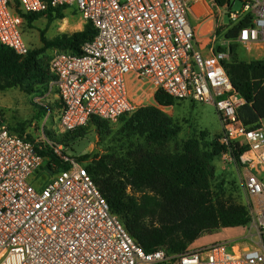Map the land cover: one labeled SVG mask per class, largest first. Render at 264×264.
Segmentation results:
<instances>
[{
    "label": "built area",
    "instance_id": "1",
    "mask_svg": "<svg viewBox=\"0 0 264 264\" xmlns=\"http://www.w3.org/2000/svg\"><path fill=\"white\" fill-rule=\"evenodd\" d=\"M200 0H0V45L25 57L31 47L23 38L22 14L76 7L96 31L81 54L55 50L50 65L61 107L54 136L87 128L93 119L114 124L163 91L176 101L214 105L223 132L221 157L237 162L239 148L252 244L215 243L170 254L147 252L114 214L90 175L87 164L67 156L51 139L28 140L0 123V264H264V125L249 128L239 117L246 104L225 68L231 41L218 42L222 10L218 8L209 55L198 48L190 14ZM240 1L230 12L231 26L251 17L235 42L248 53L264 49V0ZM67 18H64L65 20ZM229 23V24H230ZM219 47L227 48L226 51ZM50 148L67 168L51 164L52 178L37 188L34 174ZM248 238V237H247ZM253 239V240H252Z\"/></svg>",
    "mask_w": 264,
    "mask_h": 264
},
{
    "label": "trees",
    "instance_id": "2",
    "mask_svg": "<svg viewBox=\"0 0 264 264\" xmlns=\"http://www.w3.org/2000/svg\"><path fill=\"white\" fill-rule=\"evenodd\" d=\"M229 1L217 0L220 6ZM21 15L25 25L30 27L43 17L49 24L67 17L65 8ZM250 24L251 17H247L236 26L231 23L220 26L216 33L231 41L228 48L230 60L225 62V68L234 87L246 101L239 110V117L249 128H257L264 121V59H241V45L235 42L240 31ZM95 35L91 23H86L81 32L72 35L61 34L48 39L43 34L44 47L31 50L25 57L0 45V92L12 88H19L29 95L40 89L47 91L57 77L50 62L46 64L42 55L48 50L79 55L82 45L93 40ZM219 49L227 50L224 47ZM155 102L157 106H144L131 116L121 118L124 132L144 138L152 149H137L129 153L126 160L117 163L97 157L87 164L111 211L119 216L130 235L147 252L164 248L170 254L182 253L204 235H212L221 229L246 227L249 223L247 207L233 198L216 195L213 190L212 181L216 176L213 162L227 150L226 146L219 144L220 137L208 141L207 133L202 132L183 141L180 147L177 145L176 151L169 150L182 128L162 108L173 107L176 100L158 91ZM41 109L45 114L50 111L49 108ZM108 125L99 119H93L90 124L97 129ZM86 129L53 136L52 139L57 145L67 147L70 138L82 137ZM232 149L239 163L242 151L235 146ZM39 152L50 157L49 168L52 163L57 165V170L68 167L49 147ZM77 160L83 162L89 157Z\"/></svg>",
    "mask_w": 264,
    "mask_h": 264
},
{
    "label": "rangeland",
    "instance_id": "3",
    "mask_svg": "<svg viewBox=\"0 0 264 264\" xmlns=\"http://www.w3.org/2000/svg\"><path fill=\"white\" fill-rule=\"evenodd\" d=\"M219 8L222 10V15L218 20L219 25L225 26L230 23V12H240L243 5L240 1H236L231 8H223V6H219ZM214 12H218V8L214 7ZM66 13L67 19L55 21L51 24H49L47 18L43 17L37 20L33 27L23 25V38L32 51L40 50L44 47L41 40L43 34L48 39H53L61 34L72 35L84 29L86 23L81 19L76 7L71 8ZM223 41L224 35H218L216 47L220 46ZM54 52L55 50H48L42 55L41 58L44 59L46 64H49ZM239 55L241 59H253L251 56L253 54H249L243 46L239 49ZM54 93L55 91H50L49 89L47 91L45 89L36 90L31 95L19 88L1 91L0 123L7 125L9 129L21 136L53 140L54 131L57 132L56 126L60 108L54 98ZM144 106H157L155 97L141 103L139 108ZM41 108H49L50 111L45 114ZM162 110L174 118L182 128L176 142H172L169 145V150L171 151H176L177 145L180 147L183 141L199 136L202 132L207 133L208 141H213L217 136L220 137L222 135L223 127L214 105L180 100L176 101L173 107L162 108ZM262 125H264V121ZM123 127L124 123L121 120L103 129H97L95 126L89 125L82 137L70 138L67 147L62 146L63 152L65 151L67 156L75 159L88 156L89 160L83 161V163L89 164L92 159L97 157L99 159L104 158L110 163H117L118 161L126 160L129 157V153L135 152L137 149H152L144 138L127 135ZM65 134L62 133L57 136ZM222 161L219 157L215 159V166L220 167L222 163L225 169L222 170L223 172L216 174L212 181L214 192L216 195L233 198L247 207L250 198L245 190L242 167L237 162L229 164L224 159ZM34 176L35 179L32 183L39 188V186L50 181L53 173L45 165ZM250 233H254L250 227L221 229L212 235H204L190 247L209 246L227 241L240 242L243 246H250L252 244L251 239H249Z\"/></svg>",
    "mask_w": 264,
    "mask_h": 264
},
{
    "label": "crops",
    "instance_id": "4",
    "mask_svg": "<svg viewBox=\"0 0 264 264\" xmlns=\"http://www.w3.org/2000/svg\"><path fill=\"white\" fill-rule=\"evenodd\" d=\"M207 9H209V5L206 2L199 1L198 3L195 4L193 8L192 14H190V21L192 25L194 26L197 34V39H198V48L199 50L204 54V55H209L212 45L210 44V39L213 35V33L216 30V25H217V19H216V14L213 11V9L208 10L209 12L207 13ZM249 54L253 57L252 60H258V59H264V49L261 51H255ZM54 98L61 107L58 96L56 93H54ZM221 159V162H223V158L219 156ZM215 166V160L213 162ZM232 164V163H229ZM234 164V163H233ZM216 167V166H215ZM225 167L222 166V163L220 167H216V174L223 172Z\"/></svg>",
    "mask_w": 264,
    "mask_h": 264
}]
</instances>
